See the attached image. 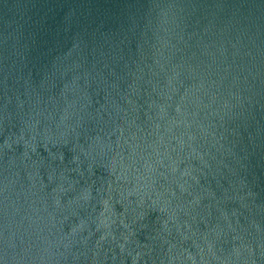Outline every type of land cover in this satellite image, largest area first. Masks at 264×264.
I'll return each mask as SVG.
<instances>
[{"label":"water","instance_id":"1","mask_svg":"<svg viewBox=\"0 0 264 264\" xmlns=\"http://www.w3.org/2000/svg\"><path fill=\"white\" fill-rule=\"evenodd\" d=\"M0 264H264V0H0Z\"/></svg>","mask_w":264,"mask_h":264}]
</instances>
